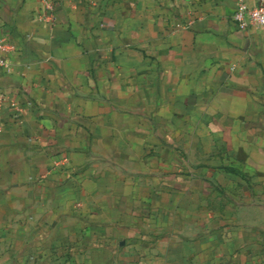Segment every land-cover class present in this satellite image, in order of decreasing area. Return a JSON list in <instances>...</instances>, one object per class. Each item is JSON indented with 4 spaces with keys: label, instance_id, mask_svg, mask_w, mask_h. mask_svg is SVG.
<instances>
[{
    "label": "crops",
    "instance_id": "0c3cea01",
    "mask_svg": "<svg viewBox=\"0 0 264 264\" xmlns=\"http://www.w3.org/2000/svg\"><path fill=\"white\" fill-rule=\"evenodd\" d=\"M235 2L0 0V264H264V29Z\"/></svg>",
    "mask_w": 264,
    "mask_h": 264
},
{
    "label": "built area",
    "instance_id": "2783aa9c",
    "mask_svg": "<svg viewBox=\"0 0 264 264\" xmlns=\"http://www.w3.org/2000/svg\"><path fill=\"white\" fill-rule=\"evenodd\" d=\"M232 19L239 29L262 28L264 29V0H236L232 13ZM17 45L7 36L0 37V67L9 69L8 57L14 54ZM5 104L14 109L13 116L17 115L19 106L8 98L4 93H0V114ZM68 159L63 158L60 164L67 169Z\"/></svg>",
    "mask_w": 264,
    "mask_h": 264
}]
</instances>
